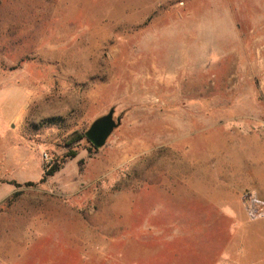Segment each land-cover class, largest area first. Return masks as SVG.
Returning a JSON list of instances; mask_svg holds the SVG:
<instances>
[{
	"label": "rangeland",
	"instance_id": "1",
	"mask_svg": "<svg viewBox=\"0 0 264 264\" xmlns=\"http://www.w3.org/2000/svg\"><path fill=\"white\" fill-rule=\"evenodd\" d=\"M263 117L264 0H0V264H215Z\"/></svg>",
	"mask_w": 264,
	"mask_h": 264
},
{
	"label": "crops",
	"instance_id": "2",
	"mask_svg": "<svg viewBox=\"0 0 264 264\" xmlns=\"http://www.w3.org/2000/svg\"><path fill=\"white\" fill-rule=\"evenodd\" d=\"M253 123L256 129L251 135V142L246 144L244 142L242 145L243 159L238 162L237 170L232 176L234 182H221L213 189L204 191L205 200L213 205L218 215L228 222V230L234 237L222 252L215 255L213 259L216 260L215 264H262L264 262L258 254L259 244L249 240L250 234L259 229L253 222L249 224L252 227L246 230V223L240 222L241 211L229 207L236 203L239 207L241 195L247 192L264 196V117L254 120Z\"/></svg>",
	"mask_w": 264,
	"mask_h": 264
},
{
	"label": "water",
	"instance_id": "3",
	"mask_svg": "<svg viewBox=\"0 0 264 264\" xmlns=\"http://www.w3.org/2000/svg\"><path fill=\"white\" fill-rule=\"evenodd\" d=\"M115 126L116 123L112 117V110H110L105 116L94 120L84 132V136L93 147L98 148L105 143Z\"/></svg>",
	"mask_w": 264,
	"mask_h": 264
},
{
	"label": "built area",
	"instance_id": "4",
	"mask_svg": "<svg viewBox=\"0 0 264 264\" xmlns=\"http://www.w3.org/2000/svg\"><path fill=\"white\" fill-rule=\"evenodd\" d=\"M241 202L248 219L258 220L264 218V196H260L255 192H247L243 196L241 195Z\"/></svg>",
	"mask_w": 264,
	"mask_h": 264
},
{
	"label": "trees",
	"instance_id": "5",
	"mask_svg": "<svg viewBox=\"0 0 264 264\" xmlns=\"http://www.w3.org/2000/svg\"><path fill=\"white\" fill-rule=\"evenodd\" d=\"M72 156H74V154H72ZM57 169H58V166L57 165L51 167L50 170H48L47 172H45V175L44 176H46V175H52Z\"/></svg>",
	"mask_w": 264,
	"mask_h": 264
}]
</instances>
